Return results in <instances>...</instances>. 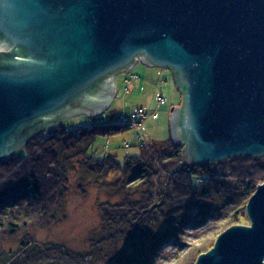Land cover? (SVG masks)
Wrapping results in <instances>:
<instances>
[{
  "label": "water",
  "instance_id": "water-1",
  "mask_svg": "<svg viewBox=\"0 0 264 264\" xmlns=\"http://www.w3.org/2000/svg\"><path fill=\"white\" fill-rule=\"evenodd\" d=\"M138 62L173 75L170 142L187 167L264 155V0H0V163L102 114ZM246 215L196 264H264V184Z\"/></svg>",
  "mask_w": 264,
  "mask_h": 264
},
{
  "label": "trees",
  "instance_id": "trees-1",
  "mask_svg": "<svg viewBox=\"0 0 264 264\" xmlns=\"http://www.w3.org/2000/svg\"><path fill=\"white\" fill-rule=\"evenodd\" d=\"M123 129L126 128L115 122L97 125L94 121L75 130L58 126L55 131L39 134L2 161L0 235H12L19 229L43 223L49 214L54 216L59 200L55 198L57 194L49 195V191L54 192L63 186L61 181L66 179V169L61 166V160L68 164L73 156L80 158V167L88 168L96 177L109 173L110 176L104 180L109 184L112 183L111 173L121 174L113 180V183H118L124 180L123 174L129 168L132 173L149 172L148 197L136 200L130 208L126 205H110L104 209L110 221V227L105 225L103 228L108 241H123L129 232L135 236L129 244L130 248L134 239H140L143 244L140 249L143 254L128 252L130 256L122 257L115 264H147L146 257L165 238L160 233L162 238L154 241L155 230L179 220L191 208L204 213L220 200H234L241 207L231 213L232 224L229 228L239 225V221L245 217L244 206L256 188L264 184V155L239 156L211 165L187 167L180 149L174 147L170 139L164 142L165 147L161 150L154 149L149 143L142 145L139 155L126 158L123 163L117 162L112 156L98 158L89 152L96 136H110ZM58 146L61 156L54 151ZM166 229L169 233L174 231L169 226ZM211 246L208 249L200 246L197 251L191 252V257L195 254L198 258L208 252ZM34 248L31 250L34 255L29 256L31 260L28 264H99L91 260L90 256L73 254L61 245ZM24 260L17 255L4 264H26Z\"/></svg>",
  "mask_w": 264,
  "mask_h": 264
},
{
  "label": "rangeland",
  "instance_id": "rangeland-1",
  "mask_svg": "<svg viewBox=\"0 0 264 264\" xmlns=\"http://www.w3.org/2000/svg\"><path fill=\"white\" fill-rule=\"evenodd\" d=\"M149 72L153 78L150 82ZM131 75L140 76L142 86L140 89L126 93L128 85L124 83V80ZM171 75L167 69H149L139 64L133 70L117 76L111 104L97 118L76 115L59 126L75 130L92 121L97 125L108 124L114 122L119 116H129L134 109L143 108L148 116L142 122L141 128L120 125L126 129L110 136H96L89 152L98 158L112 156L117 162L123 163L126 158L139 155L140 147L147 143L154 149L161 150L165 147L164 142L170 139V110L182 105V97ZM157 93L165 99L164 105L157 103ZM138 134L142 136V141L137 139ZM59 148V146L56 147L54 151L61 156ZM177 148L180 151L182 149V147ZM79 159L73 156L70 161L68 160V164L61 160V166L66 169V179L61 181L63 186L54 192L49 191V195L57 194L55 198L59 200L53 212L54 216L51 217L49 214L43 223L19 229L12 235H0V264L6 263L17 255L19 258L23 257L28 264L31 260L29 256L34 255L31 251L35 249L34 247L49 245H61L73 254L90 256L91 260L99 264H115L122 257L130 256L128 252L131 251H134L136 255L143 254L140 251L143 246L140 239H134L132 248L129 247L131 240L135 237L129 232L123 241L116 243L112 240L108 241L107 232L105 229L103 231V228L105 225L110 227V221L104 209L110 205H126L130 208L136 200H140L143 196L144 199L148 197L149 172L132 173L129 168L123 174L124 180L118 183H113V180L121 174L111 173L112 183L109 184L104 181L110 176L109 173L96 177L95 173L88 168L80 167ZM239 207L241 204H237L234 200H220L212 205L208 212L201 213L198 209L191 208L179 220L157 228L153 233L154 241L160 240L161 234H164L165 238L159 247L152 250L146 257L147 264H196L199 257L197 258L195 254L191 257V252L197 251V248L202 245L204 249L214 246L217 237L232 224L231 213ZM244 207L246 209V205ZM239 222V225H249L246 210L245 217ZM177 225L179 226L176 227ZM167 226L174 231L169 233ZM126 244L128 247L125 246ZM147 244L149 247V241Z\"/></svg>",
  "mask_w": 264,
  "mask_h": 264
},
{
  "label": "built area",
  "instance_id": "built-area-1",
  "mask_svg": "<svg viewBox=\"0 0 264 264\" xmlns=\"http://www.w3.org/2000/svg\"><path fill=\"white\" fill-rule=\"evenodd\" d=\"M157 102L163 105V99L157 96ZM147 118V112L143 108L134 109L129 116H119L116 119V123L124 126H131L136 128H141L142 122ZM137 139L142 141V136L137 135Z\"/></svg>",
  "mask_w": 264,
  "mask_h": 264
},
{
  "label": "crops",
  "instance_id": "crops-1",
  "mask_svg": "<svg viewBox=\"0 0 264 264\" xmlns=\"http://www.w3.org/2000/svg\"><path fill=\"white\" fill-rule=\"evenodd\" d=\"M139 64H141L140 62H138L133 68H131V69H129V70H127L126 72H129V71H131V70H133L137 65H139ZM141 65H143L145 68H149V69H154L155 67H149V66H145L144 64H141ZM125 72V73H126ZM122 74V73H121ZM118 75H120V74H118ZM117 75V76H118ZM144 75H146L147 76V74H144ZM117 76H115V88H116V80H117ZM132 76H134V77H132ZM172 76V75H171ZM152 74L149 72V82L150 81H152ZM125 82L124 83H126L127 85H128V87L126 88V93H129L130 91H132V90H135V89H140L141 88V86H142V79H141V77L140 76H138V75H131L130 77H127V78H125V80H124ZM172 81H174L173 80V76H172ZM175 84V83H174ZM176 86V85H175ZM157 96H160V97H162L160 94H156V99H157ZM163 98V97H162ZM163 100H165L164 98H163ZM158 103V102H157ZM164 104H165V101H164ZM163 104V105H164ZM153 115H156V114H153ZM147 116H148V113H147Z\"/></svg>",
  "mask_w": 264,
  "mask_h": 264
},
{
  "label": "bare ground",
  "instance_id": "bare-ground-1",
  "mask_svg": "<svg viewBox=\"0 0 264 264\" xmlns=\"http://www.w3.org/2000/svg\"><path fill=\"white\" fill-rule=\"evenodd\" d=\"M161 98H162V97H161ZM162 99H163V98H162ZM163 102H164V100H163ZM159 105H160V104H159ZM97 117H98V116H97ZM94 118H96V117H93V118H91V119H94ZM117 118H118V117H117ZM117 118H116V119H117ZM116 119H115V121H116ZM115 121H114V122H115ZM199 257H200V256H199Z\"/></svg>",
  "mask_w": 264,
  "mask_h": 264
},
{
  "label": "flooded vegetation",
  "instance_id": "flooded-vegetation-1",
  "mask_svg": "<svg viewBox=\"0 0 264 264\" xmlns=\"http://www.w3.org/2000/svg\"><path fill=\"white\" fill-rule=\"evenodd\" d=\"M172 74V73H171ZM173 76V75H172Z\"/></svg>",
  "mask_w": 264,
  "mask_h": 264
}]
</instances>
